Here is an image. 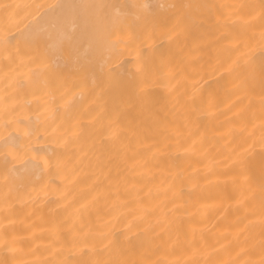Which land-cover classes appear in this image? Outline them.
Listing matches in <instances>:
<instances>
[{
  "label": "bare ground",
  "instance_id": "1",
  "mask_svg": "<svg viewBox=\"0 0 264 264\" xmlns=\"http://www.w3.org/2000/svg\"><path fill=\"white\" fill-rule=\"evenodd\" d=\"M0 2V264H264V0Z\"/></svg>",
  "mask_w": 264,
  "mask_h": 264
},
{
  "label": "snow or ice",
  "instance_id": "2",
  "mask_svg": "<svg viewBox=\"0 0 264 264\" xmlns=\"http://www.w3.org/2000/svg\"><path fill=\"white\" fill-rule=\"evenodd\" d=\"M0 7H8V5L3 4L2 2H0Z\"/></svg>",
  "mask_w": 264,
  "mask_h": 264
}]
</instances>
